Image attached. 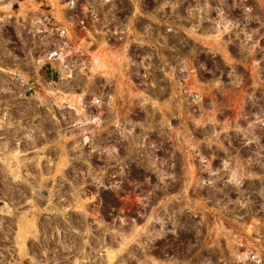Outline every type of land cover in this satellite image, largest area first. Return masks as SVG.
I'll list each match as a JSON object with an SVG mask.
<instances>
[{"label": "built area", "instance_id": "obj_1", "mask_svg": "<svg viewBox=\"0 0 264 264\" xmlns=\"http://www.w3.org/2000/svg\"><path fill=\"white\" fill-rule=\"evenodd\" d=\"M224 2L30 0L12 15L0 53V264H224L228 244L245 245L227 249L232 260L264 264V238L225 236L216 220L207 235L191 194L137 185L200 96L197 51L264 23V0H231L230 18ZM245 49L236 64L261 66Z\"/></svg>", "mask_w": 264, "mask_h": 264}, {"label": "rangeland", "instance_id": "obj_2", "mask_svg": "<svg viewBox=\"0 0 264 264\" xmlns=\"http://www.w3.org/2000/svg\"><path fill=\"white\" fill-rule=\"evenodd\" d=\"M31 6L30 0H0L1 54L8 53V39L15 31L12 15L24 17ZM222 7L230 18L231 0ZM244 28L248 35H224L221 43H209L212 51H197L194 56L201 67L192 68V94L200 96L193 99L191 115L179 112L176 116V157L182 175L175 181V195L177 199L191 194L195 219L201 216L210 225L207 235H218L216 220L225 236L249 239L264 238V23L256 21ZM245 47L256 49L253 59L260 60L261 66L236 64L246 56ZM160 150V157L168 156L167 148ZM222 158L234 162L213 164L212 160ZM137 183L144 192L153 188L151 181ZM210 190L216 192L213 202L208 200ZM204 246L213 261L215 246L213 250L211 245ZM231 247L245 245H225L224 264H245L228 257Z\"/></svg>", "mask_w": 264, "mask_h": 264}, {"label": "flooded vegetation", "instance_id": "obj_3", "mask_svg": "<svg viewBox=\"0 0 264 264\" xmlns=\"http://www.w3.org/2000/svg\"><path fill=\"white\" fill-rule=\"evenodd\" d=\"M187 164H190V160H187ZM146 169H149L150 175L145 178L146 181L153 182L152 190L158 193L166 192L176 199V180L181 179L182 168L181 161H178L176 157V141H174L168 151L167 157H159L153 164H144ZM184 173V172H183ZM190 174L189 168L187 169V175Z\"/></svg>", "mask_w": 264, "mask_h": 264}, {"label": "crops", "instance_id": "obj_4", "mask_svg": "<svg viewBox=\"0 0 264 264\" xmlns=\"http://www.w3.org/2000/svg\"><path fill=\"white\" fill-rule=\"evenodd\" d=\"M13 1H16V2H18V1H20V0H12V2H13Z\"/></svg>", "mask_w": 264, "mask_h": 264}]
</instances>
